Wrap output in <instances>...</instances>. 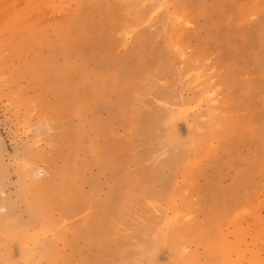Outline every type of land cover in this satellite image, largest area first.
Returning a JSON list of instances; mask_svg holds the SVG:
<instances>
[{
	"label": "rangeland",
	"instance_id": "374dc122",
	"mask_svg": "<svg viewBox=\"0 0 264 264\" xmlns=\"http://www.w3.org/2000/svg\"><path fill=\"white\" fill-rule=\"evenodd\" d=\"M0 264H264V0H0Z\"/></svg>",
	"mask_w": 264,
	"mask_h": 264
},
{
	"label": "bare ground",
	"instance_id": "6f19581e",
	"mask_svg": "<svg viewBox=\"0 0 264 264\" xmlns=\"http://www.w3.org/2000/svg\"><path fill=\"white\" fill-rule=\"evenodd\" d=\"M113 199H115V198H113V197H110L109 198V200H108V204L110 205V204H112V202H113ZM115 202V201H114ZM11 234H10V232H9V236H10ZM19 235H21V234H19Z\"/></svg>",
	"mask_w": 264,
	"mask_h": 264
}]
</instances>
